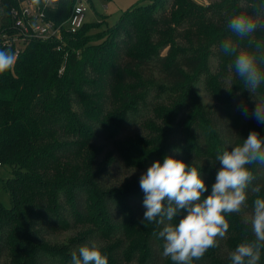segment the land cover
Segmentation results:
<instances>
[{
    "label": "trees",
    "instance_id": "16d2710c",
    "mask_svg": "<svg viewBox=\"0 0 264 264\" xmlns=\"http://www.w3.org/2000/svg\"><path fill=\"white\" fill-rule=\"evenodd\" d=\"M24 1L0 0V49L16 53L3 36H19L11 12ZM77 1L40 7L58 27ZM143 2L113 27L85 23L76 33L62 29L61 38H28L0 74V167L11 173V206L0 202V264H71V252L93 240L108 264H173L153 235L157 226L142 223L141 175L171 155L202 165L208 195L216 155L250 131L264 138L254 96L219 49L222 39H237L226 29L237 0ZM129 125L142 133L121 138ZM252 167L264 186V167ZM122 168L136 174L115 182ZM254 198L249 192L245 213L226 217V238L194 264H231Z\"/></svg>",
    "mask_w": 264,
    "mask_h": 264
},
{
    "label": "clouds",
    "instance_id": "9594fccd",
    "mask_svg": "<svg viewBox=\"0 0 264 264\" xmlns=\"http://www.w3.org/2000/svg\"><path fill=\"white\" fill-rule=\"evenodd\" d=\"M35 6L48 0H31ZM226 29L236 37L222 39L220 51L231 58L230 69L242 87L255 98L253 118L264 124V97L259 90L264 85V0H237L226 17ZM17 62L11 49H0V74L10 71ZM246 112V109H245ZM216 155L220 168L215 182L208 186L201 175V166L166 155L163 163L155 161L141 175L139 185L144 193L146 211L143 221L155 224L153 235L163 240V257L173 264H194L209 249L219 247L229 232L226 218L231 214L245 213L249 208V192L255 194L251 211L246 214L248 226L241 242L230 252L231 264H260L264 254V195L254 165L264 167V138L253 130L246 139ZM250 231V235H249ZM71 264H108V257L97 241L79 246L71 252Z\"/></svg>",
    "mask_w": 264,
    "mask_h": 264
},
{
    "label": "rangeland",
    "instance_id": "374dc122",
    "mask_svg": "<svg viewBox=\"0 0 264 264\" xmlns=\"http://www.w3.org/2000/svg\"><path fill=\"white\" fill-rule=\"evenodd\" d=\"M144 0H92L89 2L88 0H83V4L86 8V23L92 24V23H98L101 25V29H106L109 27H113L116 25V23L119 21L120 17L130 8L138 5L139 3H142ZM196 3L201 5H208L210 3H213L217 0H194ZM146 2V1H145ZM144 3V2H143ZM99 30L92 29L91 33H97ZM7 35V34H6ZM9 38H17L18 36L7 35ZM18 46H22L19 42H16ZM25 44V43H24ZM203 100L210 104V97L206 93V91L203 90V87L201 89ZM142 133V129L137 126H127L122 134L121 138H126L133 136L135 134ZM107 144V143H106ZM106 144H103L104 146ZM108 145V144H107ZM106 148V147H105ZM107 149H111L109 146ZM105 149V151H107ZM104 155V154H103ZM136 174V171H131L122 168L117 173H115V182H121L125 178L130 177L132 175ZM11 177V173L9 171L8 167H0V202L5 207L11 206V201L8 192L4 188V182Z\"/></svg>",
    "mask_w": 264,
    "mask_h": 264
},
{
    "label": "built area",
    "instance_id": "2783aa9c",
    "mask_svg": "<svg viewBox=\"0 0 264 264\" xmlns=\"http://www.w3.org/2000/svg\"><path fill=\"white\" fill-rule=\"evenodd\" d=\"M51 0L48 1V3ZM48 5V4H47ZM47 7V6H45ZM86 8L83 0H78L69 19L61 26L56 27L52 22L45 20L44 10L40 6H35L27 0L20 4V7L13 9L11 17L18 29V37L9 38L6 34L3 36L6 44H12L26 41L28 38H61L62 29L69 33H76L86 23ZM17 44V43H16ZM20 52L17 45L16 55Z\"/></svg>",
    "mask_w": 264,
    "mask_h": 264
}]
</instances>
